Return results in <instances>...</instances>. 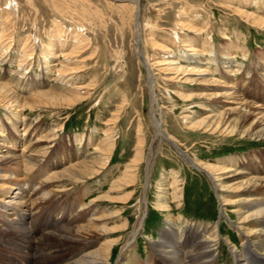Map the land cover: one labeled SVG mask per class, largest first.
Returning a JSON list of instances; mask_svg holds the SVG:
<instances>
[{"label": "rangeland", "instance_id": "1", "mask_svg": "<svg viewBox=\"0 0 264 264\" xmlns=\"http://www.w3.org/2000/svg\"><path fill=\"white\" fill-rule=\"evenodd\" d=\"M0 7L4 8L0 14V32L11 7L15 9L13 16L17 22L11 62L0 60V83L10 77H18L17 73H21L15 58L21 55L27 39L31 40L35 54L32 65L22 73L27 75L30 83L38 81L54 87L60 83L55 68H62L64 64L69 67L84 65L82 72L67 79L70 80L66 85L67 90L62 92L69 95L72 94L70 91L83 87L79 89L85 94L82 102L63 110L39 108L25 113L29 122L41 127L44 134L50 131L56 137L49 146H53L52 149L59 155L67 154L81 148L74 142V137L81 136L88 140L92 138L85 152L93 154L97 143L107 138V130L113 129L116 146L111 162L97 178L89 181L91 194L87 200L88 206L95 200L98 209L117 213L116 216L113 214L112 220L107 221V226H119V229L100 241L118 239L110 264H119L122 254V264L145 262L153 253L151 242L161 241L169 219H174L180 228L183 222L203 224L210 228L221 221V235L225 242L221 241L216 249L215 264H236L230 247L236 245L239 251H244V243L236 227L242 225L243 230L252 227L251 223L241 221L242 224H239V215L245 212L241 205L245 196L239 197L234 191L222 193L226 200L233 202L225 206L226 215L223 214L214 182L202 170L188 165L173 145L194 160L218 166L234 158L237 160V164H234L236 170L258 177L264 176V139L247 138L240 134L211 135L192 129L187 122L192 117L204 115L202 110L207 109L211 101H203L207 106L204 109L199 107V103L195 104L198 102L196 100L184 102L176 92L190 87L198 90L201 83L185 82L183 79L166 82L158 71L160 66L157 62L166 58L172 60L178 54H181L178 58L182 59L186 54L184 46L193 39L197 41L198 49L206 52L205 56L198 57L200 62L207 66L205 62L213 57L209 53H215L223 71V53L229 44L234 43L240 50L233 59L244 68V71L235 74L238 88L249 95V103L254 101L264 105V76L260 74L264 71V25L256 26L236 13L240 9L264 18V0H139L136 10L133 3L122 0H0ZM184 14L187 15L184 20L192 23L195 30L179 25L184 21ZM56 29H62L63 37ZM79 33L87 39V47L84 42L81 57L68 60L69 64L64 53L69 52V46L74 43L73 36ZM149 38L163 43L168 51L154 49ZM63 44L69 46L63 47ZM141 57L148 61L151 72L155 73L153 95L148 71L140 64ZM45 62L49 65H45ZM53 64L57 65L53 67ZM210 65L212 70L216 69V65ZM48 67L53 68V71L48 72ZM246 70L251 72L250 77L246 76ZM211 77L222 81L217 73L208 79ZM15 87L19 96L26 98L30 95ZM3 116L4 110L0 107V120L7 128ZM111 120H116L115 125L109 123ZM157 124L162 130L166 129L167 136L175 139V143L170 144L158 136ZM4 135L9 136L7 131ZM139 135H144L145 140L136 180L128 183L126 189L113 193L114 197L121 198L119 203L98 200L124 176L128 165L136 157ZM23 149L20 147L18 150ZM224 182L226 185L232 184L228 180ZM47 187L59 192L58 187ZM78 187L70 185L66 190L74 194V190H80L81 187ZM129 194L131 198L125 204L122 198ZM66 195L59 192L56 198H59L60 203L72 202L73 198ZM141 207L145 209L142 226L134 237V228L142 217ZM83 215L85 218L88 214ZM251 239L256 240L254 235ZM128 243L129 248L124 251ZM4 245L0 243V264H5L13 257L10 250L3 249ZM263 249L264 239L257 253L264 254ZM23 254L19 252L15 257L22 260ZM158 262L156 256L153 264Z\"/></svg>", "mask_w": 264, "mask_h": 264}, {"label": "bare ground", "instance_id": "2", "mask_svg": "<svg viewBox=\"0 0 264 264\" xmlns=\"http://www.w3.org/2000/svg\"><path fill=\"white\" fill-rule=\"evenodd\" d=\"M122 1L133 3L135 10L139 3V0ZM3 9L0 7V14ZM14 10L12 7L10 10L8 9L9 14L5 17L0 32L1 62L7 60L11 62L13 54L11 50L15 41V31H17V22L13 16ZM236 13L246 17L256 26L264 25L263 17L254 16L240 9H237ZM183 17V20L187 19V15L184 14ZM179 25L195 30L194 25L188 23L187 20ZM56 30L61 36L63 35L62 29ZM73 38L75 39L72 46L63 44V47H70L69 52L66 54L63 52L67 61L78 60L84 52L85 45L87 47V39L80 36V33L74 35ZM149 40L154 49L168 51V47L162 45L163 43L160 44L150 38ZM30 43L31 40L27 39L21 50V55L15 58L18 66L20 65L21 73H17L16 79L10 77L9 80L0 83V107L4 110L3 117L8 126L6 128L0 120V223L2 224L0 243L5 244L3 249L10 250L14 257L11 256L5 264H110L118 239L105 240L101 243L100 241L103 237L116 233L119 226L108 228L107 221L112 220L114 213L98 209L95 200H92L93 203L88 206L87 200L91 194L88 187L89 181L97 178L111 162L116 146L112 134L113 129L107 130V138L103 142L100 140L101 143H97L98 146L95 147L93 154L85 152V149L92 143V138L88 140L81 136L74 137V142L81 148L71 150L67 154L59 155V152L56 153L52 149L53 146H49L54 143L56 137L53 133H49L50 131L44 134L41 127L29 122L25 113L27 110L33 112L39 108L63 110V108H69L82 102L85 94L80 90L84 89L83 87L70 91L72 94L69 95L62 92L67 90L66 85L70 82L67 79L82 72L84 65L69 67L70 65L64 64L62 68H55L60 83L54 87L38 81L30 83L27 75L22 73L32 65L34 59L35 51ZM186 44L187 46H184L186 54L182 59L178 58L181 56L178 54L176 58H171L172 60H166L168 59L166 58L164 61L156 62L160 66L158 71L166 82L183 79L185 82L201 83L199 87L197 86L198 90L190 87L182 92H176L184 102L196 100L198 102L195 104L199 103V107L204 109L207 106L203 104V101L208 100V103L211 101V105L208 106L211 108L207 107L202 110L205 112L204 115L192 117L191 121L187 122L188 125L205 134L224 135L226 133L228 136L240 134L247 138L264 139V105L254 101L249 103L247 99L249 95L238 88V82L235 79L236 73L244 71L243 66L237 65L234 61V57L240 49L234 43L229 44L223 53L224 58L221 62L224 65V70L222 71L215 53H209L213 57L207 63L205 62L208 64L205 66L198 57L205 56L206 52L198 49L197 41L191 39ZM49 50L52 51V49ZM147 62L141 57L140 64L148 71L149 85L152 90L155 73L151 72L152 69L150 70V65ZM210 63L216 65L215 70L209 67ZM45 65H49V63L45 62ZM55 65L57 64L52 66L55 67ZM48 68V72L53 71V68ZM246 71V76L250 77L251 72ZM214 73L219 74L222 81L215 77L208 79ZM260 74L263 77L264 71ZM182 75L183 78H181ZM13 86H16V89L29 92L30 95L26 98L19 96ZM203 86L208 88H203ZM212 86L213 88H211ZM201 88L203 90H200ZM151 93L153 95V90ZM221 98H224L223 101L220 100ZM109 123L115 125L116 120H111ZM157 129L161 139L168 140L170 144L175 143V139L167 136L166 129L162 130L159 125ZM6 131L9 134L8 137L4 135ZM138 139L136 157L128 165L124 176L117 180L103 197H97L98 200L119 203L121 198L114 197L113 193L126 189L128 183H133L136 180L139 161L143 156L142 148L145 137L142 135ZM20 147H24L23 151L18 150ZM173 147L188 165L194 169L202 170L214 182L223 214H225V206L229 205L231 200H226L221 195L222 193L234 191L238 193L239 197L245 196L241 204L245 212L240 213L241 220L238 222L239 224L241 221L251 223L252 227L245 230L242 225L236 227V231L242 237L244 251H239L235 245L230 247V253L236 264H264V256H262L264 254L257 253V248L261 246L264 239V176H252L244 171L236 170L234 164H237V160L234 158L223 161L224 165L218 166L201 162L198 159L194 160L186 153L181 152L177 146L173 145ZM225 180L232 184L226 185ZM70 185L81 188L74 190L73 194L71 190H66ZM47 186L58 187L60 193L69 194L73 201L60 203L59 198H56V194H59L58 190V193L54 192ZM35 187L37 188L35 189ZM70 192L73 195H70ZM69 196L67 199L70 198ZM130 198L129 194L128 197L122 198V201L126 204ZM144 213L145 209L141 207L140 216ZM83 214L88 215L84 218ZM114 215L116 216L117 213ZM142 220L143 216L139 218L134 228V237L140 231ZM174 221V219L166 221L167 226L162 232L161 241L151 242L153 253L141 264H153L156 256L159 261L156 264H215L216 249L220 246L221 241H224L220 229L221 221L219 224L211 225L210 228L203 224L195 225L188 222H183L182 228H180ZM123 227L126 228L127 225L124 224ZM253 235L256 238L255 241L251 239ZM127 248H129V243L124 246V251ZM19 252L24 253L22 260L15 257ZM123 256L122 254L119 264H122Z\"/></svg>", "mask_w": 264, "mask_h": 264}]
</instances>
